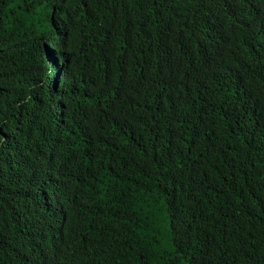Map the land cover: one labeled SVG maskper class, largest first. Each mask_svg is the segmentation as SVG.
I'll return each instance as SVG.
<instances>
[{
    "label": "trees",
    "instance_id": "obj_1",
    "mask_svg": "<svg viewBox=\"0 0 264 264\" xmlns=\"http://www.w3.org/2000/svg\"><path fill=\"white\" fill-rule=\"evenodd\" d=\"M0 264H264V0H0Z\"/></svg>",
    "mask_w": 264,
    "mask_h": 264
},
{
    "label": "bare ground",
    "instance_id": "obj_2",
    "mask_svg": "<svg viewBox=\"0 0 264 264\" xmlns=\"http://www.w3.org/2000/svg\"><path fill=\"white\" fill-rule=\"evenodd\" d=\"M223 82H224V81H223ZM219 84H220V83H219ZM221 84H222V83H221ZM210 87H211V86H210ZM210 93H211V92H210ZM210 93H209V94H210ZM136 107H137V106H136ZM138 107H139V106H138ZM220 112H221V111H220ZM220 112H219V113H220ZM234 113H235V112H234ZM182 114H183V113H182ZM217 114H218V113H217ZM225 114H226V113H225ZM152 116H153V115H152ZM159 119H160V118H159ZM159 119H158V120H159ZM237 119H238V118H237ZM225 120H226V118H225ZM162 121H163V119H162ZM222 131H223V130H222ZM224 131H225V130H224ZM162 133H163V132H162ZM222 133H223V132H222ZM163 134H164V133H163ZM163 140H164V139H163ZM147 146H148V145H147ZM147 146H146V147H147ZM144 150H145V149H144ZM147 150H148V149H147ZM240 150H241V149H240ZM150 152H151V151H150ZM103 155H104V154H103ZM100 157H101V156H100ZM147 157H148V155H147ZM103 158H104V157H103ZM101 159H102V158H101ZM152 165H153V164H152ZM150 166H151V165H150ZM162 168H163V167H162ZM165 169H166V168H165Z\"/></svg>",
    "mask_w": 264,
    "mask_h": 264
}]
</instances>
